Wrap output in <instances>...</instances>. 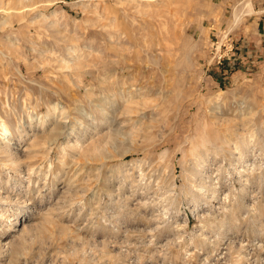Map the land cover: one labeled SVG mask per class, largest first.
<instances>
[{
	"label": "rangeland",
	"instance_id": "1",
	"mask_svg": "<svg viewBox=\"0 0 264 264\" xmlns=\"http://www.w3.org/2000/svg\"><path fill=\"white\" fill-rule=\"evenodd\" d=\"M0 264H264V0H0Z\"/></svg>",
	"mask_w": 264,
	"mask_h": 264
},
{
	"label": "bare ground",
	"instance_id": "2",
	"mask_svg": "<svg viewBox=\"0 0 264 264\" xmlns=\"http://www.w3.org/2000/svg\"><path fill=\"white\" fill-rule=\"evenodd\" d=\"M6 128V127H5ZM8 130L7 129H4V132L3 133H6Z\"/></svg>",
	"mask_w": 264,
	"mask_h": 264
}]
</instances>
